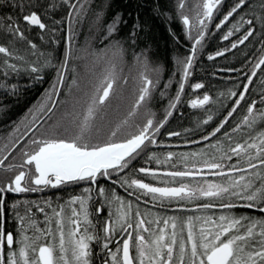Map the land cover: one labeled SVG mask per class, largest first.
I'll use <instances>...</instances> for the list:
<instances>
[{"label": "snow or ice", "instance_id": "obj_1", "mask_svg": "<svg viewBox=\"0 0 264 264\" xmlns=\"http://www.w3.org/2000/svg\"><path fill=\"white\" fill-rule=\"evenodd\" d=\"M0 2L19 13L0 19L4 41L0 43V90L17 95L22 76L38 83L47 72L54 73L42 101L29 110L31 121L25 133L17 136L28 115L0 137V170L13 173L0 181V264H264V0H196L193 19L186 14V0H177L176 14L185 26V38L192 43L186 56L174 60L175 71L158 93L160 100H166L161 119L151 105L164 81L165 67L153 61L150 35L139 15L125 31L123 13L110 14L113 0ZM153 12L172 19L166 4L157 3ZM216 17L217 31L229 25L221 35L229 43L209 54L208 60L225 57L241 45L255 48L259 44L255 49L259 56L255 63L245 61L252 65L251 71L244 73L246 80L228 90L232 106L214 127L202 130L213 120L211 106L217 103L203 94L191 100L190 107L203 110L204 117L183 133H166L169 139L181 137L203 147L179 153L157 151L173 147L159 139L161 129L182 102L198 51L211 35L209 26ZM89 18V35L77 47ZM33 30L39 45L28 35ZM62 40L63 53L57 55ZM129 55L137 69L134 98L126 114L114 121L109 115L124 100L122 90L129 80L123 72ZM89 60L88 75L82 78L78 62ZM258 71L259 90L250 92ZM176 72L180 79L171 95L168 89ZM190 86L193 91L205 87L202 82ZM57 103L67 106L57 121L47 127L43 120L38 124L41 116L51 119ZM198 130L199 139L187 137ZM22 143L19 162L9 161ZM140 161L155 163L157 168L137 167ZM209 176L217 179L209 180ZM49 189L67 198L13 200L7 208L17 222V235L14 238L11 231H5L8 194ZM141 203H151L152 208L142 210ZM240 209H252L258 215ZM169 211L173 214L167 215ZM181 212L188 214L181 217Z\"/></svg>", "mask_w": 264, "mask_h": 264}, {"label": "trees", "instance_id": "obj_2", "mask_svg": "<svg viewBox=\"0 0 264 264\" xmlns=\"http://www.w3.org/2000/svg\"><path fill=\"white\" fill-rule=\"evenodd\" d=\"M227 2V0H225ZM10 3V0H9ZM166 4L170 9V13L172 15V19L170 21L166 20L164 17L157 16L153 12V7L157 4ZM177 0H113V8L111 12H122L124 20L127 21L126 25H123L125 31L131 28L132 24L135 22L137 15L140 17V21L144 24L150 35V44L152 47V59L154 62L159 61L164 64L165 73H164V81H162L160 88L156 90V98H154L152 102V110L156 113V118L161 119L164 114V106L166 105V100H160L158 97V93L163 89L164 82L167 81L172 72L175 71L174 60L177 57H184L189 53L191 47V41L185 38V26L182 23L181 18L176 14L175 5ZM196 3V0H186V10L188 12H192V6ZM7 15H12L14 17L18 16L19 13L17 9L10 8L8 3L0 2V19L4 18ZM219 17H216L213 20V24L209 26V35L206 37L205 46L202 51H198L197 60L195 61V67L193 69V74L189 77L188 84L185 85V91L182 96V102L178 105L177 112L173 114L171 118H169L168 123L165 125L163 129H161V135L159 139L164 144H171L173 147L171 149H157V151H167L171 150L174 152H187L190 150H196L203 147V144H189L185 139L181 137H172L169 139L167 137V131H181L185 128H193L195 124L204 117L205 113L201 109H192L190 107V101L196 99L198 97H202L203 94H208L213 97L214 101H217L215 105L211 106L213 113V120L210 121L208 125L202 126V130H208L214 127L222 115H226L227 110L232 106V99L227 98V92L229 89L233 88L234 85L240 83L241 79L246 80L244 77L245 72H250L252 65L245 63L247 60H252L255 63L256 57L259 56V52L255 49L259 48V44L255 45L253 48L252 45H249L247 48L241 45L240 48L234 50V52L226 53L225 57H217L215 60H208L207 56L209 54H214L218 49L223 48L229 42L222 41L221 35L224 32L225 28L229 25H225L224 28H221L219 31L216 30L215 24L218 22ZM89 23L90 18L85 21L83 25V29L80 31L79 40L77 42V47L83 44L85 36L89 35ZM23 27V24H21ZM172 33H175L177 40L173 38ZM30 38L33 39V42L40 44V41L37 36L34 34V30L32 33H28ZM230 39H235L232 37ZM251 39V38H250ZM4 41L0 39V43ZM248 42H246L247 44ZM23 47V45H20ZM49 45H42V48H49ZM240 49H244V52H247L248 55L245 56ZM63 53V40L57 50V55H62ZM128 61L132 63L131 56L127 57ZM82 62V61H80ZM79 63V62H78ZM221 68H237L240 69L238 72H228V71H218ZM264 68V66H262ZM260 72H257V77L253 78V85L249 86L250 92H256L259 90V79ZM54 79V73L51 71L47 72L44 76V80L38 83H33L26 76H22L18 83L21 85L20 92L17 95H7L3 90H0V137L6 136L10 133L13 128L20 124V121L24 119L26 115H28V120L24 121V124H20V131L17 133V136H21V134L25 133V125L30 123L31 114L30 109H33L34 106L38 105L39 102L42 101L45 96V92L49 89L50 84ZM180 79V73L176 72L173 77V83L171 87L168 89L169 94L174 95L178 84L176 81ZM11 82H17L15 80ZM196 82L204 83L205 87L203 89H198L193 91L191 88V84ZM243 85L241 84V89ZM62 91V90H61ZM220 93H224L223 97H219ZM62 96V94H61ZM219 99L217 100V98ZM248 97L246 96V99ZM61 99V97H60ZM223 105V106H222ZM243 103L241 104V108H243ZM208 107V106H206ZM238 112L240 109L237 110ZM178 113H183V115H178ZM236 114H234V117ZM238 118V117H236ZM46 121L45 116H41L40 120L37 121L39 124L40 121ZM233 121L230 120L229 123ZM44 123V124H45ZM225 127H228L226 125ZM39 130V129H38ZM223 131V130H222ZM35 133H33L34 135ZM219 135V134H218ZM187 137L189 139L200 137V130H198L195 134L188 133ZM215 139V138H213ZM24 143H27L25 140ZM24 143L20 144L15 151L12 152V155L9 156V161H13L15 158V162H19L20 160V150L24 147ZM175 157L173 160L175 161ZM9 161H5L7 164ZM135 163V162H134ZM151 167L153 169L157 168L155 163L151 165L145 164L144 161H140L137 164L139 166ZM163 166H161V169ZM171 170V169H169ZM13 173H4L0 170V181L7 180L8 177L12 176ZM143 177V174H140ZM146 182H149L147 178ZM209 180L217 179L216 177L209 176ZM154 185L157 184L156 181H151ZM86 186V185H83ZM82 187V186H81ZM95 188V186H93ZM80 188L78 187L77 193H79ZM117 192L127 197V193L123 191V189L117 188ZM57 196H61L64 199L67 198L66 194L60 192L56 189L46 190L44 193H29V194H8L7 199L5 201V214H4V229L6 232L11 231L16 237V228L17 222L11 216L8 211L7 205L10 204L13 200H36L42 201L46 197H51L53 201H55ZM134 199V198H131ZM203 201H200L202 203ZM193 205H190L192 207ZM145 207L152 208V204L149 203L144 205L141 203V209L143 210ZM35 212V209H33ZM153 211L164 213V209L154 208ZM238 212H246L253 215H258L252 209H240ZM167 215H172V212H167ZM188 213L181 212V217L187 215ZM103 215V213H101ZM38 219L42 220L43 215L38 214ZM16 246L14 245V248ZM114 247V245H112ZM94 251H98L95 245H93ZM5 253L7 254V248H5Z\"/></svg>", "mask_w": 264, "mask_h": 264}, {"label": "rangeland", "instance_id": "obj_3", "mask_svg": "<svg viewBox=\"0 0 264 264\" xmlns=\"http://www.w3.org/2000/svg\"><path fill=\"white\" fill-rule=\"evenodd\" d=\"M186 14L190 17V19L194 18V12H188L186 9ZM90 63L89 61H82L79 62V66L77 68V72L80 73L82 78H86L88 75V67H86V65H88ZM71 68V65H70ZM124 76L128 78L129 83L126 87L123 88V95H124V100L123 102L120 104L119 110H111L110 111V115L109 118L111 120H119L120 118H122V116L124 114H126L132 99L134 98V78L137 76V69L133 66V62L131 63L130 61H128V63L124 66V72H123ZM70 78H71V72H69V77L66 79V86L68 83H70ZM61 101H63L64 99V90L61 91ZM67 106L64 105L63 103H57V108L56 110H54V113L51 116V119H48L46 121V123L43 125V127H47L48 125H51L53 123H55L57 121V119L60 117V115L65 111V108ZM39 132V130H37V133ZM37 133H35L34 135H36ZM20 156V154H19Z\"/></svg>", "mask_w": 264, "mask_h": 264}]
</instances>
